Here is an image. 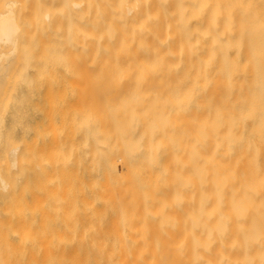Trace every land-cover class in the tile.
Here are the masks:
<instances>
[{
    "label": "bare ground",
    "instance_id": "obj_1",
    "mask_svg": "<svg viewBox=\"0 0 264 264\" xmlns=\"http://www.w3.org/2000/svg\"><path fill=\"white\" fill-rule=\"evenodd\" d=\"M16 1L0 12V264H264V0H72V86L131 95L62 104V140L47 103L53 184L47 98L15 97Z\"/></svg>",
    "mask_w": 264,
    "mask_h": 264
},
{
    "label": "rangeland",
    "instance_id": "obj_2",
    "mask_svg": "<svg viewBox=\"0 0 264 264\" xmlns=\"http://www.w3.org/2000/svg\"><path fill=\"white\" fill-rule=\"evenodd\" d=\"M7 1L8 0H0V12L5 10V8H6V5L5 4H6ZM71 1L72 0H18V1H16L15 4L12 5V9H13V11L15 13L16 18H18V22H19L20 30H21V36L19 38L20 39V41H19L20 43L18 44V45H20L21 50L20 49H18V50H19V52L21 51L20 53L22 55H24V53H25V55L23 57H21L22 58L21 59V65H20V61H19V63L18 62L15 63L16 61L13 63V65L16 64V67L19 65L18 66V70L15 68V66H13V69L15 68L17 70L16 72L19 71L18 74H17V76H16V78L13 80V82H15V84H16V86H15V91H16L15 97L20 98V99H23V98H25V99H31L30 102H33L32 99H34V101H36L35 99L40 100L42 98V100H40V101L37 100L39 102L38 105L40 104V102L44 103L43 102V97H44V99L47 98V100L45 102L46 105L49 102H52L51 104L53 105L54 99H57V98H58L57 101L58 100L60 101V98L61 99H64L65 98L64 100H61V101L64 102L65 100H70L72 102L71 97L72 96L74 97L75 96L74 94H78L77 93L78 91L77 92L74 91V88L76 87L75 88V90H76L79 87L77 89L79 91L83 89V84L81 86L80 85H77L76 86V84H75V85H73L74 88L72 86V79L74 80V75H73L74 74L73 73L74 70H73V65H72V59H71V62H69L70 61L69 58H72L70 56L72 55L71 52H72V48L74 46V37H75V33L73 32V30H74L75 25L77 24V20L76 19H78V14L76 13V11H74V7L72 6V2ZM257 7L258 8H256V13L261 17V19H264V10L260 9L259 6H257ZM45 11H49L50 13H52V16L56 19L54 22H52L51 25L49 24V26L48 25H45V23L43 21L44 20V12ZM68 51L70 53H68ZM22 52H24V53H22ZM20 53L17 54V57H16L17 59L16 60H18V55ZM64 53L65 54L67 53L68 56L64 55ZM64 56L67 57V58H64ZM63 58H64V60H63ZM65 59H67L66 63H68L67 64V68L69 67L68 69H70L71 71H69V70L66 69V63H64L65 62ZM19 60H20V58H19ZM15 69H14V71H15ZM68 72H71V73L68 74ZM12 73H13V70H12ZM15 74L16 73H14V77H15ZM12 79H10V80H12ZM7 81L9 82V80H7ZM11 83H12V81H11ZM84 85H85L84 86V90L85 89L86 90L85 91L84 90L83 91H80V94H79L80 96L78 95L80 101H78L79 100L78 97L75 96L78 100L73 101L72 102L73 104L72 103H69V101H65L64 103H59V101H58V102H56V105L54 104L55 107L56 106L58 107L61 104V106L59 108L60 111H61V114H60V111L57 108H56V110L59 111V112L55 111V113L56 112L59 113V115L56 113L59 116V118L54 119L55 118L54 116H56L55 113L52 114L53 117H51L52 120H55V124L57 122H59V120L61 121V122H59V127L65 126L67 122L70 123V121H71L68 116H66V118L68 117V119H69L67 122H66L67 119H65V118L60 119V115L62 116V113L63 112L64 113L65 112H68V110H66V109H68V108L74 109L73 107H74V105L76 107L77 106V103L79 105L80 104L81 105H87L88 102H91V100L88 101V98L89 97L92 98V99L96 98V100H100L101 98H103L101 96V94L103 96L108 95V97H111V98L113 97V96H111L112 90H109L110 89L109 86H105V85H101V86H99V85L97 86L96 85L95 86V85H90L89 84L90 85V87H89V85L88 86L86 84H84ZM91 86H92V89H101V88L104 89L105 88L107 90L105 91V93L96 92V93H98V94H96V93H94V91L91 93L90 92ZM127 86L129 87V85H127ZM127 86L126 87L124 86V87L125 88H128ZM132 86H134V85H132ZM132 86H130V87L132 88ZM94 87H96V88H94ZM134 87L135 88H141V87L142 88H145V87L148 88L150 86H139L138 85V87H137L135 85ZM51 92H53L54 94H56V96L53 95L54 97H52L51 95L53 93H51ZM73 92H74V94H73ZM88 92L91 93V94L94 93L93 94V97H91L90 96L91 94H88ZM150 93L149 94H146V95H148V101L151 100L150 102H153L156 99L158 100V98H156V99H154V98L155 97H158L159 94H157L155 92H152V91ZM87 94L89 95L88 98L86 96ZM95 94L98 95V96H101V97H97ZM112 94H114L113 99L114 98L115 99H118V97L119 98H124V97L127 98L129 95H131V93L130 92L128 93V91H127V93L125 92V94L123 93L125 96L121 92H120V94L119 93L116 94L115 91H113ZM126 94H128V95H126ZM139 94H141V93H139ZM142 94H144V93H142ZM65 95H67V96H65ZM82 95H84V96H82ZM174 95H175V93L172 92L171 93V96L175 97L176 95L175 96ZM115 96H117V98ZM152 96H153V98H152ZM67 97H69L70 99H68ZM50 98L52 100H50ZM98 98H100V99H98ZM104 98L109 99V98H107V96H105ZM111 98H110V101L112 102L113 99L111 100ZM48 100H50V101H48ZM33 104L34 103H32V104L29 103V106L32 105L31 107H33V108H31L33 110L30 109L31 110L30 111L31 115H32V111L34 112V110L36 109V108H34V106L36 105V103H35V105H33ZM62 104L67 105L68 108L63 107L64 105H62ZM42 106L45 107L46 110H44V108H41V109H43V111L42 112H40V110L38 111V112H40L41 115L36 116L39 113H37V114L35 113L34 116L37 117V118H39V117L42 118L43 117V120L41 119V122L43 121L44 123H45V119H46V121H48V119H49V121H51L52 124H50L49 121H48L46 123L47 126H45V125H43L44 123L42 122L43 123V124L41 123V125H43L42 126L43 127L42 129L41 128H38V127H35L34 125L37 124L39 121L38 122L36 121V123L34 122L33 124L30 123V121L33 122L35 120H39L40 118L39 119H35V117H33L34 119L31 118V120L29 121V124H30L29 126L30 127L32 126V129H33L32 132H35L36 133V129H41V131L40 130L37 131V132H40V134H41V132L45 130L44 128H47V127L50 128V129L49 128L46 129V130H50V133L51 132L54 133L55 130H59L60 131V128L58 127V124H57V126H55L54 123L52 122V120L50 119V116L51 115H50L49 111L51 109L48 110V113H47V109H49V106L48 105L47 106L42 105ZM54 106H53V108H54ZM71 106H72V108H71ZM35 107H37V105ZM62 107H63V109H62ZM50 108H52V106ZM54 109H53V112H54ZM43 113L45 115H47V116H45ZM69 113H70V110H69ZM69 113H68V115H69ZM65 115H66V113H65ZM65 115L62 116V117H65ZM58 116H56V117H58ZM44 117H47V118H44ZM64 121L66 122L65 124H64ZM69 123H67V126L65 127L66 129H64V127L61 128V132L63 134L62 133L60 134V132H59V135H61V138H60L61 140L64 137L66 138V136L64 134L68 135L67 133H69V132L66 131L67 129H69V127H68L69 126L68 125ZM52 125H54V129L55 130L53 129V126ZM39 127H41L40 124H39ZM57 127L59 129H57ZM34 128H36V129H34ZM51 129H52V131H51ZM53 130H54V132H53ZM68 131L71 132V130H68ZM28 132L32 133L31 130H28ZM43 133H47L48 135H46V136H48V138L45 135L43 136L42 135ZM43 133L41 134V136H43L44 140L42 141L43 138L40 136L42 138V139L40 138V140H41L40 143H42L43 146H44V143L47 142L45 144V147H44L45 150L42 149V150H44V152L41 151V149H39V147H40L39 145L37 147L38 149L36 148L35 145H37V142L34 145V142L32 143L30 141V139H31L30 137H33L35 135L32 138V140H33L37 135H39V133L34 134V135L32 133L33 136H31V135L28 134L30 136L29 137L30 138L29 139V141H30L29 144L31 145V143H32V146L33 145L35 146V147L33 146V149L36 148L35 151L38 150V152H39V150H40V152H43V153H41L42 154L41 155L37 151H36V153H34V150L31 149L32 150L31 152L34 153V154H33V158L31 157L30 159L31 160H34V158L36 159V157H38V154H39V156L41 155V158H42V156L44 157V159L43 158L41 159L42 161L43 160L44 161H47L48 160V162H45V163H47V164L48 163H51V165H52V162L55 163L54 162L55 161V157L52 156L51 154L54 153L55 149H56V151H57V149L59 150L60 147L57 148V146H59L61 142L59 143V141H56V139L58 140V137L55 139V136H59V135L56 134V132L54 133V134H56L55 136L53 134L50 135V133L49 132H46V131H44ZM63 135H64V137H63ZM52 136H54V138H52ZM125 136H126V134H125ZM45 137L47 139H45ZM37 139L39 140L38 137H37ZM49 140H50V144L49 145L51 147L50 146H47ZM53 141H55V144L53 143ZM56 142L59 143V145ZM40 143L38 142V144H40ZM30 145H29V147H30ZM62 146H63V144H62ZM47 147H50V148H52L54 150L51 153L50 152H46L45 153L46 150L47 151L49 150V148L46 149ZM47 153H49V154H47ZM56 153H54L55 156H56ZM59 153H60V151H59ZM47 155H48V157H47ZM34 156H36V157H34ZM51 157L54 158V161H50V159L53 160ZM42 161H40V162H42ZM56 161H57V159H56ZM31 163H32V161H31ZM36 163L37 162L35 161V164ZM39 163H38V166H36L34 163L33 164L36 167L40 168L39 165H41V164H39ZM45 163H44V166L47 167ZM116 163H117L116 164V168H117L118 173L121 176H125L126 173H127V169H125V167L121 164V162H119L120 164L118 162H116ZM56 164H57L56 166L59 165V163H57V162H56ZM34 165H33V168L35 169V175H34L35 177L33 175H31L33 173L30 172L31 173L30 174V181H31V179L33 177H34V179L35 178L39 179V177H38L39 175H36V173L38 172L37 171L38 169ZM51 165H49V168L47 167L50 170V172L49 171L47 172L46 171L47 168H46V170H45L46 173H44V168L45 167L42 166L44 168H43V171L39 169L40 175H41V172H43V174H45V176H48L49 175V177H51L52 175L58 174L57 172H59V170H58L59 167L57 168L56 166L52 165V168L55 170L53 172L52 169L50 168ZM53 166L56 167L57 169H55ZM33 168H31V171L34 172ZM50 174H52V175L50 176ZM41 176H40V178H41ZM49 177H46V178L49 179ZM34 179H32V184H33V180ZM130 179H136V176H134V177L131 176ZM51 180L52 179H49V181L48 180L47 181L48 182H52V184H53L54 183V180H56V179L53 177V181H51ZM31 186H33V185H31ZM47 186H46V189H49L50 187H47ZM49 186H51V185L49 184ZM54 186H55V184H54ZM52 188H55V187H53V185H52L50 189H52ZM31 189H33V187ZM32 191H30V193H33ZM88 208H87V210H88ZM87 210H85V211H87ZM89 210L92 211L91 208ZM89 210H88V212H90ZM183 223H184V221L182 220L181 221V225H183Z\"/></svg>",
    "mask_w": 264,
    "mask_h": 264
},
{
    "label": "clouds",
    "instance_id": "obj_3",
    "mask_svg": "<svg viewBox=\"0 0 264 264\" xmlns=\"http://www.w3.org/2000/svg\"><path fill=\"white\" fill-rule=\"evenodd\" d=\"M0 42L5 43V44H11L12 38L10 35H6L4 37H0Z\"/></svg>",
    "mask_w": 264,
    "mask_h": 264
}]
</instances>
